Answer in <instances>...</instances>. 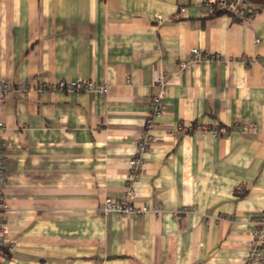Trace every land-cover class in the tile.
<instances>
[{
    "label": "crops",
    "instance_id": "obj_1",
    "mask_svg": "<svg viewBox=\"0 0 264 264\" xmlns=\"http://www.w3.org/2000/svg\"><path fill=\"white\" fill-rule=\"evenodd\" d=\"M194 47L202 57L180 71ZM163 71L164 116L133 183L134 204L149 211L104 214L105 199L128 187ZM78 77L108 92L35 89ZM0 80L12 85L0 100V264H249L264 210V9L240 17L205 0H0ZM194 123L231 130L189 132ZM250 264H264V250Z\"/></svg>",
    "mask_w": 264,
    "mask_h": 264
},
{
    "label": "built area",
    "instance_id": "obj_2",
    "mask_svg": "<svg viewBox=\"0 0 264 264\" xmlns=\"http://www.w3.org/2000/svg\"><path fill=\"white\" fill-rule=\"evenodd\" d=\"M251 0H205V3L211 11L216 8H222L229 10L231 13L245 17L247 10H249ZM158 19H163L161 14H158ZM193 58L191 61H182L180 64V71L185 70L190 64L199 60L202 57L200 48L194 47L192 49ZM207 59H217L219 54L207 53L205 56ZM168 73L163 71L156 79V85L161 88V91L155 94L151 98L149 112L145 119L143 129L140 134V138L137 142L136 152L129 160V174L127 177L128 187L124 191L120 200L113 198H106L101 208L104 214L116 212L123 215L141 214L147 212V207L138 208L133 199L135 197V187L133 183L139 178L142 167L145 163L144 155L151 149V144L155 139V126L157 122L164 116L165 112V86L167 82ZM127 82H131L130 78H127ZM109 84L104 81H97L92 79H86L78 77L72 80H59L57 82L41 83L35 86L38 91H63V92H96L105 95L108 92ZM20 90L29 91L30 86L21 85L18 87ZM12 90V85L9 81L0 80V100L3 99L6 94ZM238 123L235 124V126ZM189 132H212L215 136L227 135L230 132V128L223 124L209 125L203 123H194L186 127ZM242 129L244 131L256 130V124L243 123ZM5 124L0 121V248H3L6 243L8 228L6 225L5 212L8 209V203L6 199V188L8 183V153H7V141L4 136ZM178 131L169 132L170 135H177ZM242 189V186H239ZM188 208L180 210L187 211ZM154 212H161L160 207H155ZM264 250V210L256 220V226L252 234V240L250 244L249 257L247 263L259 262L263 258Z\"/></svg>",
    "mask_w": 264,
    "mask_h": 264
},
{
    "label": "trees",
    "instance_id": "obj_3",
    "mask_svg": "<svg viewBox=\"0 0 264 264\" xmlns=\"http://www.w3.org/2000/svg\"><path fill=\"white\" fill-rule=\"evenodd\" d=\"M246 12L247 17H251L256 15L259 11L264 9V0H251L250 6ZM213 13H231L229 10L222 9V8H216L212 11Z\"/></svg>",
    "mask_w": 264,
    "mask_h": 264
}]
</instances>
